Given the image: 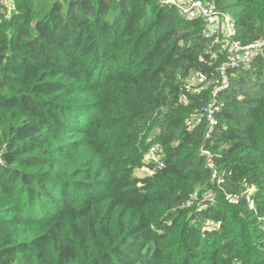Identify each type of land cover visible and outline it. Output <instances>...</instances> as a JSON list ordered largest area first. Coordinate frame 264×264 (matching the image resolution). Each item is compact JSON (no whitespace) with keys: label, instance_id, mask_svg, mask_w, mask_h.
Instances as JSON below:
<instances>
[{"label":"trees","instance_id":"1","mask_svg":"<svg viewBox=\"0 0 264 264\" xmlns=\"http://www.w3.org/2000/svg\"><path fill=\"white\" fill-rule=\"evenodd\" d=\"M167 1L0 0V264H264V50L223 73ZM202 1L264 41V0Z\"/></svg>","mask_w":264,"mask_h":264},{"label":"built area","instance_id":"2","mask_svg":"<svg viewBox=\"0 0 264 264\" xmlns=\"http://www.w3.org/2000/svg\"><path fill=\"white\" fill-rule=\"evenodd\" d=\"M167 2H173L178 5L180 13L183 16H185L186 14V16H201L205 18L209 24L206 28V33L210 36L215 37L216 40L221 34L224 38L226 36L230 38L232 48L230 47V49H227V56L229 59L227 61V64H225L224 67H222L221 69L223 73H225V70L228 68H247V66L250 65V63L253 62L254 59L258 57L261 52H263L264 41H256L246 47H242L231 39L235 31L236 25V22L234 21V18L231 15L215 10L213 7L205 4L202 0H189L187 2L182 1V3H179L178 0H168ZM218 19H221V22ZM234 50H242L246 55L245 58L242 59L236 57L233 53ZM179 78L183 82L184 89L180 100L184 104H187L189 101V91H195L196 93H198L202 88L199 87L200 84H202L203 87L212 84V81L210 82V80L207 79L206 74L199 71H191L186 77L179 76ZM225 86V84L222 85L223 88H225ZM205 114L207 115V119L209 121H213L214 112L211 106L205 109ZM198 120L199 117L197 116L193 117L192 119V121ZM162 156L163 149L159 145H155L151 149L149 155L146 157V160L155 163L157 166H161ZM212 166H214V164H212Z\"/></svg>","mask_w":264,"mask_h":264},{"label":"rangeland","instance_id":"3","mask_svg":"<svg viewBox=\"0 0 264 264\" xmlns=\"http://www.w3.org/2000/svg\"><path fill=\"white\" fill-rule=\"evenodd\" d=\"M8 0H5V2H7ZM179 3H182V1L178 0ZM184 17H187L186 14ZM234 18V17H233ZM220 22H221V19H218ZM234 21L236 22V18H234ZM226 23V22H225ZM217 42L220 41V44L221 43H224V48H227V49H230V47L232 48V44H231V41H230V38L228 36H226L225 38L222 36V34L219 36V38L216 40ZM232 53V52H231ZM235 54L236 57L238 58H242L244 59L245 58V53L242 51V50H234L233 52ZM249 67V65L247 66ZM194 93H196L195 91H192ZM137 175L139 176H145V174L148 173V169L147 168H139L137 171H136Z\"/></svg>","mask_w":264,"mask_h":264}]
</instances>
